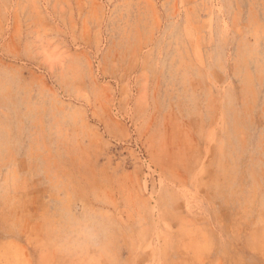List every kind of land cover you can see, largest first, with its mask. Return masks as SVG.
Masks as SVG:
<instances>
[{
	"label": "rangeland",
	"instance_id": "obj_1",
	"mask_svg": "<svg viewBox=\"0 0 264 264\" xmlns=\"http://www.w3.org/2000/svg\"><path fill=\"white\" fill-rule=\"evenodd\" d=\"M0 264H264V0H0Z\"/></svg>",
	"mask_w": 264,
	"mask_h": 264
}]
</instances>
